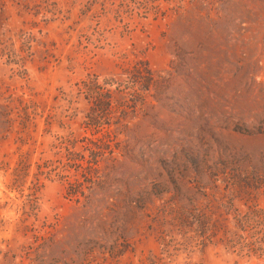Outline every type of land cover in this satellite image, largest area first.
I'll return each instance as SVG.
<instances>
[{"label": "rangeland", "instance_id": "1", "mask_svg": "<svg viewBox=\"0 0 264 264\" xmlns=\"http://www.w3.org/2000/svg\"><path fill=\"white\" fill-rule=\"evenodd\" d=\"M0 264H264V0H0Z\"/></svg>", "mask_w": 264, "mask_h": 264}, {"label": "trees", "instance_id": "2", "mask_svg": "<svg viewBox=\"0 0 264 264\" xmlns=\"http://www.w3.org/2000/svg\"><path fill=\"white\" fill-rule=\"evenodd\" d=\"M144 88L146 89L147 87L145 86Z\"/></svg>", "mask_w": 264, "mask_h": 264}, {"label": "water", "instance_id": "3", "mask_svg": "<svg viewBox=\"0 0 264 264\" xmlns=\"http://www.w3.org/2000/svg\"><path fill=\"white\" fill-rule=\"evenodd\" d=\"M10 213H12V211H10Z\"/></svg>", "mask_w": 264, "mask_h": 264}]
</instances>
